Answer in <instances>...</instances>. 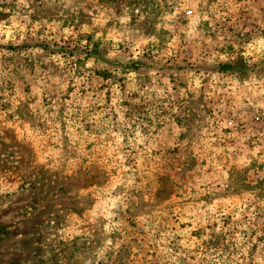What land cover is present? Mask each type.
<instances>
[{
	"label": "rangeland",
	"instance_id": "374dc122",
	"mask_svg": "<svg viewBox=\"0 0 264 264\" xmlns=\"http://www.w3.org/2000/svg\"><path fill=\"white\" fill-rule=\"evenodd\" d=\"M0 264H264V0H0Z\"/></svg>",
	"mask_w": 264,
	"mask_h": 264
},
{
	"label": "built area",
	"instance_id": "2783aa9c",
	"mask_svg": "<svg viewBox=\"0 0 264 264\" xmlns=\"http://www.w3.org/2000/svg\"><path fill=\"white\" fill-rule=\"evenodd\" d=\"M251 50H253V48H251Z\"/></svg>",
	"mask_w": 264,
	"mask_h": 264
}]
</instances>
